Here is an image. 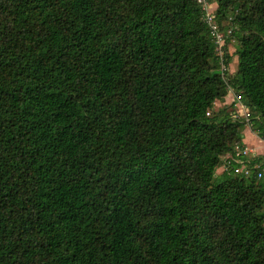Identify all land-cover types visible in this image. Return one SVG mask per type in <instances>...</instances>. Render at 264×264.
<instances>
[{
	"label": "trees",
	"instance_id": "1",
	"mask_svg": "<svg viewBox=\"0 0 264 264\" xmlns=\"http://www.w3.org/2000/svg\"><path fill=\"white\" fill-rule=\"evenodd\" d=\"M208 1L223 74L193 0H0V264H264V0Z\"/></svg>",
	"mask_w": 264,
	"mask_h": 264
},
{
	"label": "built area",
	"instance_id": "2",
	"mask_svg": "<svg viewBox=\"0 0 264 264\" xmlns=\"http://www.w3.org/2000/svg\"><path fill=\"white\" fill-rule=\"evenodd\" d=\"M199 5L201 9V18L204 24L209 29V34L213 40L214 45L216 46L217 56L220 59L221 73H225L228 68L223 64V46L225 45V36L219 31L218 25L214 22V10L215 5L210 3L208 0H193ZM229 95L231 98V104H233V113L232 117L234 119H243L246 124L249 125L250 121V112L248 108L241 102L240 97L237 94L229 89ZM209 115V113H207ZM235 154L231 158L226 157V162L223 164L224 171H232L234 174H243L248 176L250 174L245 165V161L241 159L243 156H252L256 157L257 153L255 150L248 148L246 145L241 147L236 146L234 149ZM257 178H264V162L256 166Z\"/></svg>",
	"mask_w": 264,
	"mask_h": 264
},
{
	"label": "rangeland",
	"instance_id": "3",
	"mask_svg": "<svg viewBox=\"0 0 264 264\" xmlns=\"http://www.w3.org/2000/svg\"><path fill=\"white\" fill-rule=\"evenodd\" d=\"M236 62H237V58L234 57L233 63L230 65L231 67H229L230 73H232L233 69L236 67ZM223 102H225V104H230L231 103L230 95H228L226 99L223 100ZM214 107L216 110L222 108L223 107L222 101H216ZM242 135L244 140L243 144L247 145L248 148H251L258 153L260 152L261 156L264 155V143H261V141H259L256 135L251 133L248 127L244 128ZM219 169L220 168H218V172H220Z\"/></svg>",
	"mask_w": 264,
	"mask_h": 264
},
{
	"label": "crops",
	"instance_id": "4",
	"mask_svg": "<svg viewBox=\"0 0 264 264\" xmlns=\"http://www.w3.org/2000/svg\"><path fill=\"white\" fill-rule=\"evenodd\" d=\"M260 141V140H259Z\"/></svg>",
	"mask_w": 264,
	"mask_h": 264
}]
</instances>
